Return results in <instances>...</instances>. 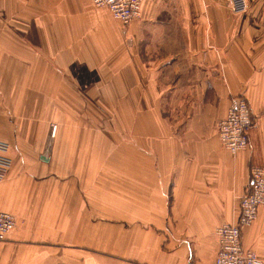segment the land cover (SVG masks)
Returning a JSON list of instances; mask_svg holds the SVG:
<instances>
[{
	"label": "crops",
	"instance_id": "obj_1",
	"mask_svg": "<svg viewBox=\"0 0 264 264\" xmlns=\"http://www.w3.org/2000/svg\"><path fill=\"white\" fill-rule=\"evenodd\" d=\"M246 1L236 15L219 0H144L123 26L90 0H0L13 158L0 210L16 220L0 264H213L215 228L236 223L250 167L264 170V0ZM115 93L141 108L137 147H100L115 132L96 109L122 105ZM236 96L254 123L232 154L217 123ZM240 239L264 262V207Z\"/></svg>",
	"mask_w": 264,
	"mask_h": 264
},
{
	"label": "built area",
	"instance_id": "obj_2",
	"mask_svg": "<svg viewBox=\"0 0 264 264\" xmlns=\"http://www.w3.org/2000/svg\"><path fill=\"white\" fill-rule=\"evenodd\" d=\"M97 8L108 10L112 18L123 26L129 25L141 16L144 0H90ZM234 14L244 13L246 0H219ZM252 114L243 96L233 97L224 117L217 123V135L222 146L234 154L248 147V131L252 126ZM56 125L51 124L49 137L53 138ZM11 145L0 140V182L12 165ZM264 207V170L252 166L249 170V185L239 201V214L236 223L222 224L215 228L218 249L213 264H264L256 253L242 247L241 231L257 217L258 209ZM13 214L0 210V242L15 227Z\"/></svg>",
	"mask_w": 264,
	"mask_h": 264
},
{
	"label": "rangeland",
	"instance_id": "obj_3",
	"mask_svg": "<svg viewBox=\"0 0 264 264\" xmlns=\"http://www.w3.org/2000/svg\"><path fill=\"white\" fill-rule=\"evenodd\" d=\"M241 14H236V15H241ZM121 94L122 93H115L116 100H119L117 103L118 104L123 103L122 105L120 106L116 105L114 107H105L102 105L103 102L100 101V106L98 109H96L99 117V130L105 133L109 130L110 133L113 128L115 132L114 141H111V139L110 140L100 139V147L101 146L103 147L109 141L110 144L111 142H114V146L118 149L119 148L122 149L124 147H129V146L137 147L135 141L133 140V137H137L135 135L137 134L138 131L137 129L138 116H139V112L141 111V108H139L137 105L136 106L133 105L137 103V101L133 100V98L131 100L132 106H126L125 105L126 102H121ZM133 95L137 96V93H132V97ZM119 96L120 98H118ZM105 103L106 102L104 101V104ZM252 121H253V115H252ZM134 133L136 134L133 136ZM128 134H130L129 136H131L130 139L128 138ZM53 138L49 137V131H48L46 136L47 139L46 144L43 147L45 151H47L50 148L49 141L52 140Z\"/></svg>",
	"mask_w": 264,
	"mask_h": 264
},
{
	"label": "water",
	"instance_id": "obj_4",
	"mask_svg": "<svg viewBox=\"0 0 264 264\" xmlns=\"http://www.w3.org/2000/svg\"><path fill=\"white\" fill-rule=\"evenodd\" d=\"M41 160L43 161H47L48 160V155L47 154H43L41 157H40Z\"/></svg>",
	"mask_w": 264,
	"mask_h": 264
}]
</instances>
